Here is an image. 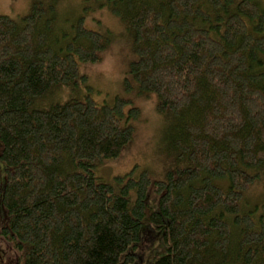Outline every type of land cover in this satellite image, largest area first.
I'll return each instance as SVG.
<instances>
[{"label":"trees","instance_id":"1","mask_svg":"<svg viewBox=\"0 0 264 264\" xmlns=\"http://www.w3.org/2000/svg\"><path fill=\"white\" fill-rule=\"evenodd\" d=\"M97 2L132 41L125 87L155 94L157 112L178 122L171 143L186 165L155 182L157 209L146 200V170L100 178L96 169L122 154L140 116L122 99L96 101L81 71L80 62L102 60L113 33L81 16L53 35L60 0H34L19 20L0 15V213L3 199L8 214L0 234L18 255L13 264H133L144 222L164 229L165 254L152 264H264V203L242 207L264 166V7ZM58 88L73 96L50 97Z\"/></svg>","mask_w":264,"mask_h":264},{"label":"rangeland","instance_id":"2","mask_svg":"<svg viewBox=\"0 0 264 264\" xmlns=\"http://www.w3.org/2000/svg\"><path fill=\"white\" fill-rule=\"evenodd\" d=\"M34 0H0V15H8L17 20L29 14ZM264 7V0H258ZM84 17L85 26L107 33H113L114 41L103 53L99 62H80L81 71L88 76V84L93 88V97L99 103L114 104L117 99L126 101L127 107L136 106L140 109V116L132 121L135 126V137L116 159L103 161L96 173L104 181L114 183L115 178L124 175L133 168L146 170L151 183L148 187L146 200L155 209L159 207V192L156 191L155 182L165 179L170 171H175L186 165L177 150L171 143V139L179 128L177 121L169 115H160L156 108V95L139 93L134 83L129 88L125 87V79L130 78L128 72L130 62L136 58L132 52V41L125 37L120 18L113 15L109 7L101 5L97 0H60L56 7L55 27L53 35L65 30L63 25L70 21L73 25L79 17ZM66 32L74 34V28ZM130 30V29H129ZM129 33V32H128ZM72 34V35H73ZM264 34V31L262 32ZM130 35V34H128ZM57 89V88H55ZM85 85L82 94L88 92ZM61 91V94L60 92ZM61 89L55 90L50 97L63 98L65 101L73 96V91ZM68 94V98L66 95ZM46 97L41 102H46ZM1 150V145H0ZM1 165V189L6 181V163L0 160ZM261 177L253 184L242 202L248 208H254L264 203V166L259 168ZM8 224L7 209L1 200L0 230ZM149 223L144 222L140 230V238L137 246L130 247V251L136 253L133 264H152L154 260L165 254L163 240L164 229L150 228ZM18 260V255L2 234H0V264H13Z\"/></svg>","mask_w":264,"mask_h":264}]
</instances>
